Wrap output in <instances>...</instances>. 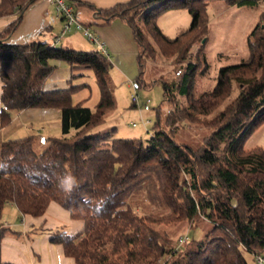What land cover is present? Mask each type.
Listing matches in <instances>:
<instances>
[{"label":"trees","instance_id":"obj_1","mask_svg":"<svg viewBox=\"0 0 264 264\" xmlns=\"http://www.w3.org/2000/svg\"><path fill=\"white\" fill-rule=\"evenodd\" d=\"M35 1L0 2V17L18 11L17 19L0 32V129L9 124L11 112L57 109L61 137L45 140L41 152L35 151L40 140L33 136L0 143V215L5 205L12 204L21 216L39 218L50 203L58 204L83 224L79 234L61 233L50 239L61 245L73 264H247L243 252L260 256L264 148L246 150L244 144L264 125V13L248 34L247 57L221 67L211 90L195 94L193 86L199 66L205 69L202 48L208 34V3L257 8L264 0H130L95 11L103 25L119 19L130 27L138 48L136 89L146 87L144 63L156 52L188 60L180 83L160 82L168 104L177 95L186 107L176 106L177 113L170 111L163 118L159 108L145 142L91 134L115 108L107 56L36 40L6 42L23 11ZM66 1L75 13L76 1ZM168 8L185 9L191 17L188 29L172 39L156 25L157 15ZM53 62L69 66L72 79L82 77L80 71L93 73L99 92L94 111L72 102V93L86 85L44 91L56 68ZM234 85L237 93L230 98ZM227 100L217 115L203 121L210 134L201 144L177 138V123L211 116ZM65 176L71 177L68 189L60 184ZM145 188L158 198L164 213L140 212L129 202L134 192ZM199 218L207 221L208 230L202 239L182 246L158 229ZM3 235L0 229V240Z\"/></svg>","mask_w":264,"mask_h":264},{"label":"rangeland","instance_id":"obj_2","mask_svg":"<svg viewBox=\"0 0 264 264\" xmlns=\"http://www.w3.org/2000/svg\"><path fill=\"white\" fill-rule=\"evenodd\" d=\"M206 9L208 34L202 48L206 63L205 69L204 66H199L198 68L193 86L195 94L209 91L214 87L215 78L221 67L237 64L247 57V37L258 22L260 13H264V2L259 4L257 8H251L227 7L222 1H212L208 3ZM190 22L191 17L185 9L168 8L156 17L157 27L161 33L170 39L188 29ZM78 39H80V42L84 41L83 47L78 49V51L97 50L93 43L94 46H87V39L82 34H80ZM151 46L155 51L158 50L155 44L151 43ZM156 53L153 60H148L144 63L142 81L146 84V87L141 85L136 89L134 83L131 84L127 78L119 74L109 73V86L115 99V108L106 117L105 123L91 133L93 137L113 135L114 138L140 139L145 142L151 136V129L155 123V114L159 108L163 118L170 111L177 113L176 109H174L176 106L178 109L186 107V102L177 95H175L172 104H168L165 101L164 90L160 82H164L167 85L180 83L188 60L182 62L177 58L175 60L174 58L168 59L160 55V53ZM79 73L83 74V78H75L71 85L85 84L86 86L72 93V102L73 104L82 102L83 106L94 111L99 102V92L93 73L91 71H80ZM148 85L150 86L147 87ZM236 93L237 89L234 85L233 94L230 98H234ZM134 95L139 96L141 100H150V111L142 114L144 118L151 121V124L146 128L141 125L140 115L132 106L131 98ZM227 103L228 100L211 116H200L196 122L183 121L177 123L175 125L177 127L175 130L177 138L192 145L201 144L210 134V130L202 125L203 121L212 119ZM131 123H135L137 126L131 127ZM251 139L257 140L258 138L254 136ZM250 143H252L251 140L245 146ZM44 147L45 145L40 140L35 146V151L41 152ZM147 190L148 188H145V190L141 189L134 192L130 196L129 202L137 205L136 209L140 212L164 213V208L160 206L158 198L151 197ZM209 226L206 220L199 218L193 223L183 221L170 226L161 225L158 229L163 233L165 232L172 243H177L179 236L187 234L189 243L202 239ZM29 237L30 239L32 238L31 236ZM41 237H43L42 234L38 238L41 239ZM243 255L247 264H257L254 255L246 252H243ZM260 257L264 259V252Z\"/></svg>","mask_w":264,"mask_h":264},{"label":"crops","instance_id":"obj_3","mask_svg":"<svg viewBox=\"0 0 264 264\" xmlns=\"http://www.w3.org/2000/svg\"><path fill=\"white\" fill-rule=\"evenodd\" d=\"M75 1L72 5L77 20L105 44L111 64L109 73L119 74L133 84L138 70V48L130 27L119 19H114L109 24L103 25L95 18L96 10H108L130 0ZM17 17V10L0 17V32ZM61 28L62 21L56 16L52 1L36 0L23 11L19 25L9 35L6 42L14 45L36 40L46 42L53 47L77 51L83 47L84 41L80 42L78 39L82 34L80 31L71 30L60 37ZM87 46L94 45L87 41ZM53 64L56 68L44 85V91L68 90L75 80L71 78L73 75L71 69L60 62H53ZM78 78H83V76ZM60 120L61 111L57 109H27L11 112L9 124L0 129V143L4 140L29 136L36 137L42 143L47 139L59 138L61 137ZM254 136L255 138L257 136L258 139H251ZM250 140L252 143L245 146ZM244 147L246 150L254 147L264 148V125L245 142ZM0 229L4 230V235L0 240V262L2 263L73 264V260L64 255L61 245L51 243L50 239L61 233L79 234L83 231V224L81 221L71 219L69 213L54 202L49 204L45 214L39 218L28 215L21 216L12 204H7L0 215ZM40 234L43 235L41 239L38 238ZM29 236L32 238L30 239Z\"/></svg>","mask_w":264,"mask_h":264},{"label":"built area","instance_id":"obj_4","mask_svg":"<svg viewBox=\"0 0 264 264\" xmlns=\"http://www.w3.org/2000/svg\"><path fill=\"white\" fill-rule=\"evenodd\" d=\"M56 16L58 19L62 21V28L60 31V37H62L64 34L70 32L71 30H77L80 31L83 36L87 39V41L93 43L96 46L97 51H99L101 54L108 56L107 49L105 47V44L92 32H90L86 26H84L82 23H80L73 11V8L67 3L66 0H51ZM58 40V39H57ZM132 106L138 111L140 115V123L141 125L146 128L151 124V121L147 118H144L142 114L144 112L150 111V100H141V98L137 95L132 96L131 98ZM137 125L135 123H131V127H136ZM188 241L187 234H182L177 239V246H182ZM257 264H264V259L260 256H255Z\"/></svg>","mask_w":264,"mask_h":264},{"label":"clouds","instance_id":"obj_5","mask_svg":"<svg viewBox=\"0 0 264 264\" xmlns=\"http://www.w3.org/2000/svg\"><path fill=\"white\" fill-rule=\"evenodd\" d=\"M60 184L62 187H64L65 189H68L71 187V177L69 176H65L60 180Z\"/></svg>","mask_w":264,"mask_h":264}]
</instances>
